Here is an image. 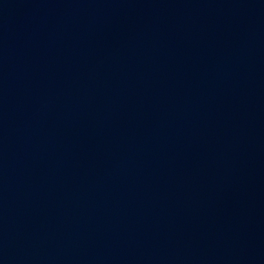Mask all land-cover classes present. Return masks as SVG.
Listing matches in <instances>:
<instances>
[{"label": "water", "instance_id": "95a60500", "mask_svg": "<svg viewBox=\"0 0 264 264\" xmlns=\"http://www.w3.org/2000/svg\"><path fill=\"white\" fill-rule=\"evenodd\" d=\"M26 0H0V77L9 56Z\"/></svg>", "mask_w": 264, "mask_h": 264}]
</instances>
